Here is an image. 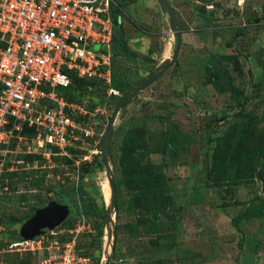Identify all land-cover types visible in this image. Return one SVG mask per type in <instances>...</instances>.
Listing matches in <instances>:
<instances>
[{
  "label": "rangeland",
  "instance_id": "1",
  "mask_svg": "<svg viewBox=\"0 0 264 264\" xmlns=\"http://www.w3.org/2000/svg\"><path fill=\"white\" fill-rule=\"evenodd\" d=\"M168 1L181 36L180 48L151 86L138 91L114 116L107 163L115 202L107 212L109 217L105 209L109 184L99 152L93 150L117 96L105 92L103 102L88 110L96 134L89 144L70 147L69 157L64 156L61 163L53 158L45 161L38 152L47 148L30 145L32 128L22 127L16 132L22 140L10 144L5 166L14 167L20 153L24 161L15 169L21 176L15 185L7 173L12 169L1 171L7 186H0V243L18 234L22 222L8 216L19 219L30 206L41 207L50 200L61 202L62 197L49 187H72L70 197L78 216L71 217L69 230L44 228L32 239L20 238L13 245L0 247V264H14L18 258L23 261L15 264L50 263V255L69 247L78 257L76 264H103L106 259L107 264H264V216L240 219L236 226L231 223L248 205H261L264 210V181L249 176L229 185L210 183L205 175L211 163L213 137L232 120L231 111L223 113L230 99L228 93L216 92L207 83V62L222 72L220 81L229 80L237 93L254 95L247 97L241 110L250 112L255 121L256 138L264 135V0H214L207 4ZM120 10L118 27L128 49H120L125 53L115 49L120 71L114 75L132 86L170 56L175 39L156 0H124ZM109 51L111 57L113 51ZM130 52L133 57L128 56ZM95 79L86 85V91L96 88ZM259 81L260 91L255 94L254 84ZM137 123L143 125L146 136L165 128L179 141L173 162L157 153L142 159L156 165L152 174L158 169L163 174L164 180H158V186L150 191L159 196L155 208L149 207L145 195L138 191L145 183L134 185L119 165L120 139L129 125ZM214 127L215 132L211 131ZM259 156L255 161L257 173L264 155ZM83 163H87L84 171ZM79 185L86 195L76 190ZM195 195L198 201L192 202ZM88 198L102 208L103 215L83 212ZM72 238V247L64 245Z\"/></svg>",
  "mask_w": 264,
  "mask_h": 264
},
{
  "label": "built area",
  "instance_id": "2",
  "mask_svg": "<svg viewBox=\"0 0 264 264\" xmlns=\"http://www.w3.org/2000/svg\"><path fill=\"white\" fill-rule=\"evenodd\" d=\"M111 3L0 0V173L10 144L22 140L16 133L22 127L34 131L30 145L47 148L38 152L45 161L52 155L69 157L70 147L89 144L96 134L92 112L65 100L58 90L69 85V71L109 82ZM106 94L118 95V91L107 87ZM22 162L15 157L14 167L6 169H17ZM73 241L64 245L72 247ZM49 257L50 263L44 264L79 261L70 247Z\"/></svg>",
  "mask_w": 264,
  "mask_h": 264
},
{
  "label": "trees",
  "instance_id": "3",
  "mask_svg": "<svg viewBox=\"0 0 264 264\" xmlns=\"http://www.w3.org/2000/svg\"><path fill=\"white\" fill-rule=\"evenodd\" d=\"M124 0H112L113 3L110 4V13L113 23L112 38H111V49L113 51L112 56L110 57L109 63V72L110 80L108 83H105L102 79L96 80V88L94 90L86 91V85L92 84V79H82L78 78L72 72H66L70 77V83L65 88H60L59 95H61L67 101H73L76 103L82 104L87 110L91 111L95 103L103 102L105 96V90L107 87H112L118 92L131 87L130 83L126 82L120 77H116L114 74L118 70V62L116 60L117 49L127 50L126 40L123 38L119 27H118V16L121 14V6ZM264 10V9H263ZM252 17V18H251ZM250 19H256V17L251 16ZM250 21V20H249ZM239 32V29L236 31ZM127 47V48H126ZM120 50V52H122ZM125 53V52H122ZM129 57H133L134 53L130 52ZM206 80L207 83L211 85L216 92H227L230 99L227 101L228 106L223 109V113L231 111V123L228 124L222 131L220 135L213 137L214 146L211 151V163L209 169L206 171V178L210 180V183H215L217 181L224 182L229 185H235L240 181L246 179L249 176L256 177L254 174V165L257 157L264 151V135L259 139L256 138L255 130V121L251 118L250 112L246 110H241L242 106L245 105L246 99L251 96V94H246L244 96L241 93L236 92V87L227 81H220L223 77L222 72L217 70L214 66H211L209 62L206 63ZM264 75V70L263 73ZM122 75V74H121ZM94 79V78H93ZM103 88H101V86ZM255 85V94H258L260 91L257 88L261 87L260 81ZM95 96L97 97L94 100ZM86 97L87 101L83 102V99ZM112 97V96H111ZM227 97V98H228ZM115 98V97H114ZM89 118V116H85ZM162 116H159L161 120ZM169 128V126L167 127ZM211 131H217V128L214 127ZM178 138L174 135L171 130L168 129H159L155 130L154 133L150 135H145V130L142 124H131L124 131L119 144V165H121L124 172H127L128 179L135 185L144 182L145 184L138 191L142 192L147 198V203L149 207L155 208L156 200L158 199L157 193H151L150 191L157 187L158 180L163 181V174L158 172L157 174H152V170L156 165L148 160L142 162L143 158H146L149 154L157 153L163 156L168 157L171 162L174 161V156H176V151L178 147ZM81 150L80 152H83ZM17 159H23V154H17ZM52 158L57 162L61 163L65 157L59 155H52ZM148 159V158H147ZM24 161V160H23ZM261 168L258 169L259 178L264 181V156L260 159L258 163ZM20 163L16 164V167H19ZM87 163H83L81 168L85 170ZM8 166L3 167V170H7ZM5 168V169H4ZM133 169V171H130ZM9 180L12 185H15L21 179L15 169L9 170L8 172ZM24 173V172H23ZM31 172H27L29 175ZM257 178L258 180H260ZM4 178H1L0 173V186L7 183L3 181ZM36 185V184H35ZM155 186V187H154ZM13 187V186H12ZM10 187V188H12ZM49 190L55 194H58L62 197L61 204L66 205L68 208V215L65 219L55 227V229L63 228L69 230L73 226V221L71 217H77L78 211L76 210L73 200L70 195L74 192L72 187L61 188V186L56 185L49 187ZM78 192L83 193L84 195L87 192L81 187L77 186L76 189ZM264 190V186H263ZM71 198V199H70ZM192 202H197L198 197L195 195L191 198ZM36 206H30L28 212L24 213L23 217L19 218L15 216H8L11 220H26L35 210ZM83 212L86 215L98 216L99 214L103 215L102 208H98L94 201L88 198V204L83 208ZM264 210L261 205L251 204L246 206V208L241 210V213L238 214L235 218L231 220L233 226H236L238 220L240 219H249L251 217H263ZM21 222V223H22ZM21 225V224H20ZM99 235L101 231L97 232ZM13 239V240H12ZM20 239L19 233L15 236H9L8 242L0 243L2 248L4 245L9 244L10 242H15ZM66 239V238H65ZM237 246H241V240L237 241ZM7 260V259H6ZM23 260L18 258L12 263H21Z\"/></svg>",
  "mask_w": 264,
  "mask_h": 264
},
{
  "label": "water",
  "instance_id": "4",
  "mask_svg": "<svg viewBox=\"0 0 264 264\" xmlns=\"http://www.w3.org/2000/svg\"><path fill=\"white\" fill-rule=\"evenodd\" d=\"M159 8L165 13L167 16L168 26L170 32L173 34L175 39V44L172 53L170 56H165L163 61L156 66L155 69L150 71L145 77L141 78L137 82H135L131 87L123 90L116 97L108 120L106 122L104 132L96 145V150L99 152L100 161L105 168V173L107 176L109 189H110V197H109V205L106 206V216H108V211L113 207L115 202V190L113 181L109 175V167H108V158L110 157L109 151V141L113 132V120L117 111L123 108L136 93L146 87L151 86L153 81L161 75V73L174 61L177 56V53L181 44V36L177 31L176 27V19L173 9L168 0H156ZM199 3L207 4L214 0H194ZM264 155V151L261 153L259 158ZM258 158V160H259ZM257 160V161H258ZM257 162H255L254 174L256 178H259L257 173ZM260 179V178H259ZM68 215V208L66 205H63L57 201L50 200L46 204L41 207H38L34 210V212L24 220L19 226V236L22 239H32L35 235L40 234L44 228H48L50 230H54L56 226L60 222H62L65 217ZM107 259L103 264H107Z\"/></svg>",
  "mask_w": 264,
  "mask_h": 264
},
{
  "label": "clouds",
  "instance_id": "5",
  "mask_svg": "<svg viewBox=\"0 0 264 264\" xmlns=\"http://www.w3.org/2000/svg\"><path fill=\"white\" fill-rule=\"evenodd\" d=\"M106 89H107V88H106ZM115 90H116V89H115ZM105 92H106V90H105ZM119 94H120V93H119ZM119 94H118V95H119ZM110 95H111V94H110ZM118 95H117V96H118ZM113 96H114V95H113ZM117 96H116V97H117Z\"/></svg>",
  "mask_w": 264,
  "mask_h": 264
},
{
  "label": "flooded vegetation",
  "instance_id": "6",
  "mask_svg": "<svg viewBox=\"0 0 264 264\" xmlns=\"http://www.w3.org/2000/svg\"><path fill=\"white\" fill-rule=\"evenodd\" d=\"M47 202H48V201H47ZM47 202H46V203H47ZM46 203H45V204H46ZM36 208H38V207H36ZM36 208H35V209H36ZM33 212H34V211H33Z\"/></svg>",
  "mask_w": 264,
  "mask_h": 264
}]
</instances>
